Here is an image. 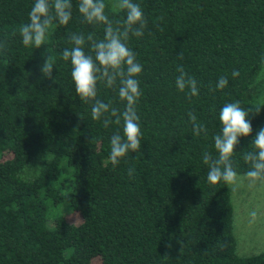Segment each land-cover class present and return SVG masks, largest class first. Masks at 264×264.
Returning a JSON list of instances; mask_svg holds the SVG:
<instances>
[{"label": "trees", "instance_id": "obj_1", "mask_svg": "<svg viewBox=\"0 0 264 264\" xmlns=\"http://www.w3.org/2000/svg\"><path fill=\"white\" fill-rule=\"evenodd\" d=\"M34 2L0 0V264H90L95 257L102 264H264V250L237 254L229 186L209 183L202 160L205 152L218 155L214 137L226 103L255 108L247 90L264 65V0H133L148 21L144 35L127 42L143 65L136 104L143 139L116 166L110 139L123 135V124L105 128L92 119L62 58L73 33L102 39L104 25L88 24L72 0L67 25L55 24L40 48L25 46L19 28ZM104 2L114 24L126 19ZM47 59L52 79L40 71ZM178 65L196 79L199 95L178 90ZM222 76L228 85L218 89ZM97 87L98 99L123 112L119 82ZM260 107L249 113L252 135L236 148L237 174L250 170L243 156L264 127ZM190 112L207 134L193 135Z\"/></svg>", "mask_w": 264, "mask_h": 264}, {"label": "clouds", "instance_id": "obj_2", "mask_svg": "<svg viewBox=\"0 0 264 264\" xmlns=\"http://www.w3.org/2000/svg\"><path fill=\"white\" fill-rule=\"evenodd\" d=\"M72 0H35L30 12L29 22L19 28L22 43L25 46L34 45L36 49L44 45L49 31L55 24L67 25L72 19ZM113 7L126 12V19L115 24L106 14L104 0H79L78 10L88 24L104 25V36L96 39L94 33H73L70 48H64L62 58L72 65L71 76L75 85V92L83 103H91V117L93 120H102L103 126L123 124V135L115 132L110 139V161L113 166L120 163L129 152L138 153L141 150L143 133L140 127V117L136 111V104L142 92L137 77L143 72V65L138 62L136 53L128 47L130 36L141 37L148 21L138 3L133 0H114ZM87 42V44H86ZM90 51H85V47ZM183 59V54H179ZM44 77L53 78L54 66L47 59L40 68ZM179 75L176 86L180 92L189 96L199 95L197 81L189 76L183 66L178 65ZM238 70H233L232 76H239ZM119 82L118 95L126 102L125 109L120 112L108 103L97 98L98 83L113 88ZM228 85L227 77H220L216 88L224 89ZM251 102L255 108L247 110L241 107L239 101L228 102L220 110V133L214 137V147L217 156L205 152L202 156L204 164L208 165L207 180L211 184L223 181L233 189L238 187V174L234 169V155L241 137L252 135L253 127L249 113L261 112L260 104L264 102V91L259 94L253 92ZM193 135L198 137L207 134V128L198 122L194 113L190 112ZM252 151L244 153L243 159L250 164L246 177L251 185L264 182V127H261L253 138ZM47 159V157H46ZM40 167L37 166L36 169ZM135 169L130 168L129 177ZM250 223H255L258 213L252 210L249 213ZM171 247V245H168Z\"/></svg>", "mask_w": 264, "mask_h": 264}, {"label": "rangeland", "instance_id": "obj_3", "mask_svg": "<svg viewBox=\"0 0 264 264\" xmlns=\"http://www.w3.org/2000/svg\"><path fill=\"white\" fill-rule=\"evenodd\" d=\"M109 2L113 6L114 0H109ZM260 91H264V65L259 76L247 90L248 101L251 102L253 92L259 94ZM36 165L37 162L34 167ZM229 190L233 203V232L236 238V252L240 256L257 254L264 250V182L251 185L245 174H238V187L233 189L229 186ZM59 210L69 220L80 221L79 215L66 206L59 207ZM252 210L258 213L255 223L249 222V213ZM90 264L102 263L99 257H95Z\"/></svg>", "mask_w": 264, "mask_h": 264}]
</instances>
